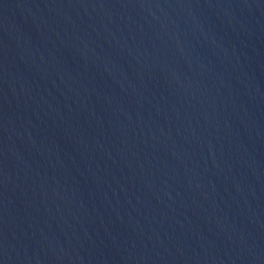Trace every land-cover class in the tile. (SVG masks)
<instances>
[{
	"label": "water",
	"instance_id": "water-1",
	"mask_svg": "<svg viewBox=\"0 0 264 264\" xmlns=\"http://www.w3.org/2000/svg\"><path fill=\"white\" fill-rule=\"evenodd\" d=\"M159 135L230 264H264V0H105Z\"/></svg>",
	"mask_w": 264,
	"mask_h": 264
}]
</instances>
